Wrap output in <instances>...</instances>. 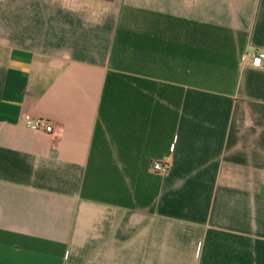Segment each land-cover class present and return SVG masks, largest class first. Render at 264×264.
<instances>
[{"label":"crops","instance_id":"1","mask_svg":"<svg viewBox=\"0 0 264 264\" xmlns=\"http://www.w3.org/2000/svg\"><path fill=\"white\" fill-rule=\"evenodd\" d=\"M254 51L264 0H0V264H264Z\"/></svg>","mask_w":264,"mask_h":264},{"label":"built area","instance_id":"2","mask_svg":"<svg viewBox=\"0 0 264 264\" xmlns=\"http://www.w3.org/2000/svg\"><path fill=\"white\" fill-rule=\"evenodd\" d=\"M251 58L254 65L264 67V51L252 52ZM24 122L34 129L46 130L49 132L54 130L53 122L44 117L33 118L31 115H27L24 118ZM151 165L154 169L167 170L169 167V162H163L162 160L155 159Z\"/></svg>","mask_w":264,"mask_h":264}]
</instances>
